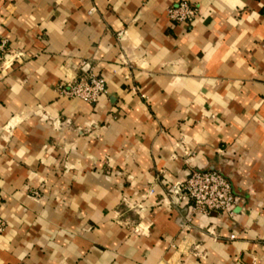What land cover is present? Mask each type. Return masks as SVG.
Here are the masks:
<instances>
[{"label":"crops","instance_id":"crops-1","mask_svg":"<svg viewBox=\"0 0 264 264\" xmlns=\"http://www.w3.org/2000/svg\"><path fill=\"white\" fill-rule=\"evenodd\" d=\"M175 1L0 0V264H264V0ZM88 70L95 103L58 93ZM188 170L233 217L167 194Z\"/></svg>","mask_w":264,"mask_h":264},{"label":"built area","instance_id":"built-area-1","mask_svg":"<svg viewBox=\"0 0 264 264\" xmlns=\"http://www.w3.org/2000/svg\"><path fill=\"white\" fill-rule=\"evenodd\" d=\"M196 5L186 0H176L165 8L166 18L173 23L189 24L198 15ZM7 41L0 38V70L10 65L14 60H19L20 53L9 58ZM105 80L88 70L76 79L58 84V93L67 98H76L88 104L95 103L105 94ZM167 194L175 197H185L189 201L190 214L209 216L221 214L227 218L234 215L236 204L235 196L229 180L221 173L214 170H188L181 181L173 183ZM187 215L186 219H189ZM5 227L0 219V231ZM235 235L230 233L228 239Z\"/></svg>","mask_w":264,"mask_h":264}]
</instances>
